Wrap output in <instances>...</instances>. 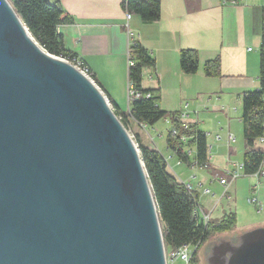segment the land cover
I'll return each instance as SVG.
<instances>
[{
	"label": "water",
	"instance_id": "95a60500",
	"mask_svg": "<svg viewBox=\"0 0 264 264\" xmlns=\"http://www.w3.org/2000/svg\"><path fill=\"white\" fill-rule=\"evenodd\" d=\"M205 264H264V225ZM0 264H167L143 159L107 95L0 0Z\"/></svg>",
	"mask_w": 264,
	"mask_h": 264
},
{
	"label": "crops",
	"instance_id": "0c3cea01",
	"mask_svg": "<svg viewBox=\"0 0 264 264\" xmlns=\"http://www.w3.org/2000/svg\"><path fill=\"white\" fill-rule=\"evenodd\" d=\"M50 1H59L72 19L71 23L58 27L66 48L83 57L98 86L121 111L131 107L128 95L130 47L139 42L148 50L156 64L144 67L142 86L158 90L154 95L159 97L158 104L163 110L187 112L189 115L181 122L196 123L208 138L209 166L195 169L186 164L188 169L183 171L188 173L184 179L168 166L169 170L180 180H192L200 205L211 214V219L220 220L226 213H236L233 232L254 226V214L262 215L260 225H264V212L257 213L247 201L251 186L257 181L254 174L243 170L230 183L229 196L223 194L225 185L216 178L217 174L223 176L226 169H231L233 163L244 162L242 93L260 87L264 0H200V8L194 12L188 11L185 0H161V17L157 21H144L136 14L128 19L123 0ZM186 48L199 51L196 73H185L181 69L180 50ZM214 58L221 61L220 74L208 76L205 64ZM171 88L182 98L178 109L170 107L174 97ZM187 97H191V103L183 105ZM139 124L152 141L144 142L140 137L141 142L161 151L156 137L150 134L153 130L149 127L156 129L155 123ZM230 134L235 136V142L230 140ZM165 144L171 156L178 159L169 148L167 137ZM256 147L264 151V141L257 139ZM259 181L258 196L264 204V176ZM205 188L211 192H206ZM240 220L243 229L236 230Z\"/></svg>",
	"mask_w": 264,
	"mask_h": 264
},
{
	"label": "trees",
	"instance_id": "16d2710c",
	"mask_svg": "<svg viewBox=\"0 0 264 264\" xmlns=\"http://www.w3.org/2000/svg\"><path fill=\"white\" fill-rule=\"evenodd\" d=\"M189 12L200 8V0H185ZM12 5L18 15L23 19L29 31L37 41L50 53L58 56L75 54L65 46L64 35L58 27L64 23H71V17L64 12L59 1L50 0H13ZM123 7L131 14H136L144 21H157L161 17V0H123ZM133 62L128 68V78L136 89L142 94L146 92L157 93L156 89L144 88L143 69L154 67L156 60L148 50L139 42H135L129 51ZM199 51L193 48L180 50V65L185 73H196L199 70ZM221 61L219 58L208 60L205 64V73L208 76L220 74ZM260 87L246 90L242 93V121L246 151L244 154V171L254 174L264 161V151L256 147V140L264 133V28L262 32V45L260 57ZM159 97H145L132 101L129 110L121 111L116 108L115 102L110 103L116 115L125 126L130 119L137 123L154 124L164 117H169L173 127L179 134L174 136L171 132L167 135V144L177 156L188 165L192 160L185 151V143L181 136H191L190 145L196 147V159L200 166H209V144L206 132L200 130L196 123H191L189 128H184L181 122V112L163 110L159 104ZM141 158L153 196L157 211L163 223L162 232L164 241L170 249H178L185 243H195L196 249L192 253L189 264L201 262L203 250L210 240L235 230L237 216L234 212L226 213L220 220L210 219L208 224L199 223L193 210L199 198L197 191L190 192L185 184L173 174L168 167V161L161 151L151 148L141 142L137 136ZM201 253V255H200Z\"/></svg>",
	"mask_w": 264,
	"mask_h": 264
},
{
	"label": "built area",
	"instance_id": "2783aa9c",
	"mask_svg": "<svg viewBox=\"0 0 264 264\" xmlns=\"http://www.w3.org/2000/svg\"><path fill=\"white\" fill-rule=\"evenodd\" d=\"M127 14V18L129 19L131 17V13L130 12H126ZM134 44V43H133ZM65 61L69 62L70 64H72L74 67H76L80 72H82L84 75H86L91 81H93L96 85H98L94 79L93 76V71L91 70L90 66L85 62V60L83 59V57L79 54H71L68 56H61ZM130 57V55H129ZM131 63L133 62V59H130ZM100 88V87H99ZM129 100L132 103V101L139 99L142 95H144L145 97H153L155 96L154 93L152 92H146L145 94H142L138 89H136L135 85L130 82L129 83ZM107 100H109V98L107 97ZM110 101V100H109ZM189 114L187 112H183L181 114L180 119H183L184 117L188 116ZM142 124V123H141ZM145 124V123H143ZM182 124L184 126V128H189L190 123L186 122V121H182ZM169 132H171L174 136H177L179 134L178 129H176L175 127H172ZM217 137H220V135H217ZM191 139V136H188L186 134H183L181 136V140L185 143V146H187L185 148V151L187 152V154L190 156L192 163H191V167H207V166H200L197 163V159H196V150L193 149L192 147L189 146V140ZM230 140L232 142L236 141V138L233 134H230ZM258 140L260 141H264V133L263 135H261ZM193 154V157H192ZM210 158V156H209ZM166 160L168 161V159L166 158ZM178 164H182L184 163L183 160H181L178 157ZM169 164V162H168ZM244 170V162H235L233 163V167L231 169H226L225 170V174L223 176H221L220 174H217L216 178L219 179V181L225 185V190L223 191L224 195H228L229 196V185L232 181L236 180L240 175L241 172ZM254 175L257 177V181L251 186V193L247 199L248 203H250L251 205H253L255 207V210L257 213H262L264 212V204L261 202V200L259 199L258 196V189L260 186V178L262 176H264V167H263V163L261 164L260 168L254 173ZM186 188L192 193L195 190V185L192 182L191 179H187V180H181ZM202 184H200L201 186ZM206 192H211V190L209 188H205ZM193 215L195 217V219L201 223V224H208L209 220L211 219V214L208 212H205L203 210V208L200 205L199 202V198L196 200V205L194 207L193 210ZM165 242V241H164ZM196 249V244L191 242V243H185L183 244L181 247H179L178 249H171L170 251H168V248L166 247L165 244V255H166V261L168 262L169 259H174L176 257H180L182 258L187 264H189L190 259L192 257V253L194 252V250Z\"/></svg>",
	"mask_w": 264,
	"mask_h": 264
},
{
	"label": "rangeland",
	"instance_id": "374dc122",
	"mask_svg": "<svg viewBox=\"0 0 264 264\" xmlns=\"http://www.w3.org/2000/svg\"><path fill=\"white\" fill-rule=\"evenodd\" d=\"M9 2L11 3L12 1L9 0ZM171 92H173V88H171ZM178 93L179 92H176V91H174L172 93L174 95V97L170 101V107H172V109H175V108L178 109L179 104H181V102H182V100H180L182 98H180L181 96ZM172 94H170L169 98L172 96ZM176 96H177V99H176ZM190 99H191V97H187L183 101V105L186 102H190L191 101ZM110 105H111V103H110ZM191 109H192V106L190 107V110ZM182 111H184V108L182 109ZM154 126L156 127V129L155 128L153 129L152 125H150L149 129L153 130V133H151L150 131L149 132H150V134H154V136L156 137V141L158 142V144L160 146V150H161L162 154L168 159V162H169L168 166L173 168V171L176 172V174L181 179H184L187 175L186 173H188V171L186 173L183 171L184 168L188 169L186 163L184 162L183 164H178L177 163L178 162L177 157L171 156V153L168 151L167 146L165 144V140H166V137L169 133V129H171L173 127V123H172L171 119L169 117L168 118H162L159 121H157L154 124ZM126 128L129 131V134L131 135L135 144L137 145L139 152H140V148L138 145L137 136H140L142 141H144V142H150L151 141L150 137L148 136V133H146L144 131V129H143L144 127L141 126L139 123H137L134 119H130ZM191 147L194 149V145H192ZM192 157H193V154H192ZM195 169H196V167H195ZM194 181H196V178L194 179ZM253 216L254 217H252V216L251 217H252L253 223H255V224H254V226H251V228L258 227V225H260V223H261L260 218L262 217V215L259 216V215H255V214ZM212 220L215 221V220H219V219H215L213 217ZM242 225H243V222H242V220H240L237 224L238 228L236 230H238V229L242 230L243 229ZM160 226H161V228L163 227V223L161 222V220H160ZM260 226H262V225H260ZM167 248H168V251L171 250L169 247H167ZM200 255H201V253H200ZM200 258H201V262L199 264H202L203 258H202V256H200ZM167 264H187V263L182 258L176 257L174 259H169ZM191 264H194V262L192 261Z\"/></svg>",
	"mask_w": 264,
	"mask_h": 264
},
{
	"label": "bare ground",
	"instance_id": "6f19581e",
	"mask_svg": "<svg viewBox=\"0 0 264 264\" xmlns=\"http://www.w3.org/2000/svg\"><path fill=\"white\" fill-rule=\"evenodd\" d=\"M21 22H22V25L23 27L25 28V31L27 32L28 36L32 39V41L37 44V46L42 49L43 51H46L47 50L37 41V39L33 36V34L29 31L27 25L25 24V22L23 21V19L21 18Z\"/></svg>",
	"mask_w": 264,
	"mask_h": 264
}]
</instances>
